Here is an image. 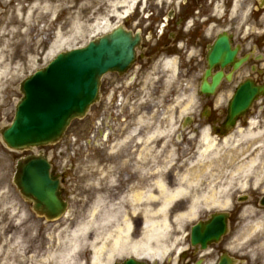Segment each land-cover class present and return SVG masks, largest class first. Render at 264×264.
Returning <instances> with one entry per match:
<instances>
[{"label": "flooded vegetation", "instance_id": "af4514ba", "mask_svg": "<svg viewBox=\"0 0 264 264\" xmlns=\"http://www.w3.org/2000/svg\"><path fill=\"white\" fill-rule=\"evenodd\" d=\"M127 23L143 37L137 58L125 74L104 78L99 102L103 123L84 125L82 131L83 166L89 172L96 165L104 173L98 194L111 204L121 202V197L131 192L155 190L152 184L156 179L152 156L133 153L137 144L146 140L151 125H107L108 109L113 112V121L120 124L132 120L133 106L136 110L141 105L139 111L150 112L158 103L156 99L164 97L166 62L175 63L182 86L194 87L198 107L196 115L189 117L195 129L183 132L179 139L183 135L196 138L205 125L219 134L227 132L226 125H264V0H135ZM217 80L213 90H202L204 81L212 86ZM249 95L253 101L244 108ZM111 141H115L113 145L121 142L115 153H108ZM72 148L75 153L74 142L69 141L66 152ZM51 150L55 153L53 147L47 148V152ZM57 156L54 166H60L62 155ZM259 158L256 167L264 155ZM160 162L164 182V154ZM182 165H173L176 169L165 177L174 181ZM66 168L72 170L73 165ZM243 173L247 177L245 190L230 196L225 207L228 230L217 242L205 249L193 246L191 224L176 245L181 248L174 246L162 261L151 264H264V232H252L259 224V228L264 226V170L253 168ZM107 175L114 176L115 183H109ZM144 204L137 202L141 208ZM122 205L131 206L129 202ZM136 221L142 225L143 216ZM238 227L242 232L236 234ZM173 232L172 237H179L178 230Z\"/></svg>", "mask_w": 264, "mask_h": 264}, {"label": "rangeland", "instance_id": "374dc122", "mask_svg": "<svg viewBox=\"0 0 264 264\" xmlns=\"http://www.w3.org/2000/svg\"><path fill=\"white\" fill-rule=\"evenodd\" d=\"M123 1L0 0V130L14 118L16 104L22 96L20 83L23 79L47 65L58 52L85 46L90 40L102 35L106 29V22L111 29L119 24L129 27L127 19L115 16L117 10L120 13L126 11L122 7ZM168 69L164 76V97L160 96L156 99L158 103L150 112L145 113L143 109L139 111L141 105L136 110L133 106L130 109L132 120L120 124L113 121V112L109 108L106 124L151 125L146 140L137 144L138 149L133 153L152 156V171L159 172L155 178L162 175L160 162L162 154H164V176H169L170 171L176 169L172 166H178L179 163L183 164L179 167L181 171L199 172L203 192L212 195V189L218 191V206L204 202V205L198 207L197 218L203 217L219 207H226L230 196L234 198L245 190L247 177L241 168L245 161L255 156L260 155L262 158L264 139L261 142L262 147H257L260 143L256 140H246L242 137V133H236L234 139L227 144H223L222 139L216 137L219 140L220 153L215 159L201 163L191 162L196 156L197 149L203 145L201 136L197 135L196 138L184 136L178 139L176 135L183 118L197 113L195 90L193 86L180 84L176 67L174 69L168 67ZM109 77L111 79V74L105 76L107 79ZM163 99L164 105H162ZM161 108L164 109L160 110ZM102 123L100 104L97 103L92 106L84 119L72 122L62 143L54 147H46V150L54 148L55 153L52 150L46 151L53 162L59 157L57 156L59 153L62 155L60 166L55 169L64 171V195L66 197L68 193L71 195L69 210L66 213L68 215L56 221H47L37 215L31 205L20 196L13 183V175L16 160L21 154L9 150L0 134V264H66L69 261L67 251L69 232L79 222L89 221L87 212L90 207L98 205V187L104 175L97 170L96 165L88 169L89 172L84 168L81 154L82 131L84 125H102ZM194 129L191 128L192 131ZM69 141L74 142L75 153H72L71 149H69L71 153L69 150L66 153ZM112 142L115 141L109 144L108 153L115 151ZM60 149L63 150L59 152ZM180 153H192L193 156L176 157ZM71 164L72 170H67L66 167ZM256 170H264L263 158ZM181 171L179 173H182ZM109 177L105 179L111 184L115 183L114 176ZM66 189H69L68 193ZM141 215L131 217L134 220ZM190 223L185 222L184 226ZM259 226L253 228L252 232L257 229L258 232L263 233L264 226L263 228ZM234 232L241 233L242 228L238 227ZM125 258V256H116L112 262ZM88 259L89 253L83 258L84 263Z\"/></svg>", "mask_w": 264, "mask_h": 264}, {"label": "water", "instance_id": "95a60500", "mask_svg": "<svg viewBox=\"0 0 264 264\" xmlns=\"http://www.w3.org/2000/svg\"><path fill=\"white\" fill-rule=\"evenodd\" d=\"M140 42V33L120 26L84 47L58 53L45 67L25 78L14 119L1 130L6 146L23 152L62 139L71 122L85 117L99 100L102 77L108 72L124 73L132 65ZM51 166L49 158L41 153L21 157L16 161L13 182L38 214L53 221L66 213L68 201L62 197L61 180ZM226 228V214H214L211 220L193 227L192 243L206 247ZM115 264L146 263L128 258Z\"/></svg>", "mask_w": 264, "mask_h": 264}, {"label": "bare ground", "instance_id": "6f19581e", "mask_svg": "<svg viewBox=\"0 0 264 264\" xmlns=\"http://www.w3.org/2000/svg\"><path fill=\"white\" fill-rule=\"evenodd\" d=\"M134 2L135 0H124L122 7L126 11L120 13L117 10L115 16L124 18L129 14ZM105 24V31L110 30L108 22ZM166 66L175 68L171 61H168ZM236 133H242L246 140H256L260 143L257 147L263 145L261 142L264 139V125L257 127L255 122H252L247 128L237 130L221 140L222 143L230 142ZM201 142L203 145L197 149L196 156L191 162L213 160L220 153L219 140L216 137L212 138L208 128L202 131ZM119 145L121 142L117 141L113 149L118 150ZM259 159L255 156L245 161L241 171H249ZM165 176L164 182L161 181V177L154 181L152 188L155 190L131 192L122 196L121 202L118 203L105 202L104 197L98 195V205L90 207L87 212L89 221L79 222L69 232L67 240L69 261L66 264H111L116 256H136L151 261L163 260L179 240V237H172L174 229L178 232L185 230V222L197 217L198 207L204 205V202L219 205L218 191L212 189V195L203 192L199 172L176 174L174 181ZM138 201H143L144 207L138 206ZM123 202H129L131 206L125 207L122 205ZM138 214L143 215L140 234H138L140 228L131 217ZM88 253L89 259L84 263L83 258Z\"/></svg>", "mask_w": 264, "mask_h": 264}]
</instances>
